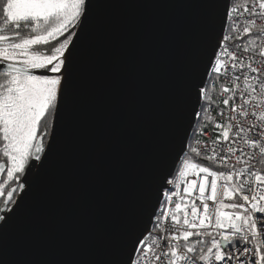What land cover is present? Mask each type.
<instances>
[{"label": "snow or ice", "instance_id": "1", "mask_svg": "<svg viewBox=\"0 0 264 264\" xmlns=\"http://www.w3.org/2000/svg\"><path fill=\"white\" fill-rule=\"evenodd\" d=\"M133 6L0 0V264H264V0Z\"/></svg>", "mask_w": 264, "mask_h": 264}, {"label": "water", "instance_id": "2", "mask_svg": "<svg viewBox=\"0 0 264 264\" xmlns=\"http://www.w3.org/2000/svg\"><path fill=\"white\" fill-rule=\"evenodd\" d=\"M128 2L135 6L118 11L123 19L133 24H163L176 18L183 11L180 8L168 6L178 3L179 0H128ZM31 226L29 223L19 225L12 234V240L17 241L29 233ZM72 243L76 246H91L95 243V238L85 231L77 236Z\"/></svg>", "mask_w": 264, "mask_h": 264}, {"label": "built area", "instance_id": "3", "mask_svg": "<svg viewBox=\"0 0 264 264\" xmlns=\"http://www.w3.org/2000/svg\"><path fill=\"white\" fill-rule=\"evenodd\" d=\"M205 139L207 140L208 139V137H205ZM239 167H241V165H237V168H239ZM259 167V166H258ZM193 177L191 176V174H189V177H188V179H192Z\"/></svg>", "mask_w": 264, "mask_h": 264}, {"label": "trees", "instance_id": "4", "mask_svg": "<svg viewBox=\"0 0 264 264\" xmlns=\"http://www.w3.org/2000/svg\"><path fill=\"white\" fill-rule=\"evenodd\" d=\"M197 162H200V161H197ZM201 163H206V162H201Z\"/></svg>", "mask_w": 264, "mask_h": 264}]
</instances>
